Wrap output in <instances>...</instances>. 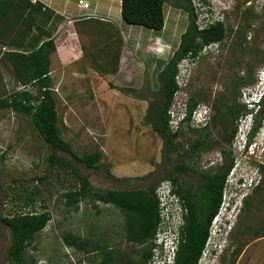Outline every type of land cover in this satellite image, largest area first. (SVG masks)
Masks as SVG:
<instances>
[{
	"label": "rangeland",
	"instance_id": "rangeland-1",
	"mask_svg": "<svg viewBox=\"0 0 264 264\" xmlns=\"http://www.w3.org/2000/svg\"><path fill=\"white\" fill-rule=\"evenodd\" d=\"M218 1L229 7L222 15L227 34L222 42L206 46L195 61L179 63L177 76L182 86L170 108L174 129L175 117L184 111L188 99L201 95L202 99H196V112L189 124L183 123L176 143L181 151L189 150V142L208 131L206 140L210 149L200 150L183 161L178 159V153L165 157L162 139L144 121L148 102L138 94L150 96L153 92L148 88L157 90L156 74L177 47L188 22L186 12L175 0H165V24L160 30L126 23L120 14L118 20L111 19L115 26L121 24L127 36L116 71L103 62L98 45L95 46L94 36L103 35L95 23H82V32L73 28L71 38L66 37L68 29H62L57 39L60 50L54 53L50 67L58 125L77 154L101 150L103 165L88 169L69 153L57 151V154L74 170L86 175L92 187L106 189L144 187L165 166L177 162L192 165L197 172L211 171L223 161L221 150L230 151L234 165L225 181L222 204L211 223L210 236L198 264H264V236L256 238L251 233L264 222V128L251 135L250 149L243 150L241 136L250 116L238 119L231 145L220 139L221 132L229 129L222 117L211 123L218 100H229L232 81L245 75L246 64L252 57L254 81L236 90L240 102L250 104L247 96L264 75V63L260 61L264 57V0ZM5 2L2 0L0 4ZM195 6L200 25L207 17L212 19L204 5ZM70 9L71 15L79 13L75 5ZM246 22L250 24L248 27ZM25 27L26 23L21 30ZM84 29L92 36L83 34ZM237 34L245 35L242 45L236 42ZM129 86L138 91L129 95L125 89H117ZM18 88L6 58L0 55V96ZM203 110L210 114L205 127L197 123L198 112ZM50 151L26 114L0 109V264L6 262L10 242L9 229L1 218L14 212L38 210L42 200L51 212V219L27 247L25 264H95L90 260L95 255L92 250L85 253L64 242L62 235L66 232L90 240V246L94 242L110 245L116 251L114 264H125L138 247L124 240L122 212L104 203L97 204V212L88 200L80 202L78 211H68L62 194L76 186L75 176L71 169L48 167L46 157ZM251 155L256 161L249 158ZM128 177L136 179L127 180ZM183 178L187 184H195L198 174L187 170ZM246 197L249 205L243 204ZM174 207L178 209L177 205ZM235 247L238 250L233 252Z\"/></svg>",
	"mask_w": 264,
	"mask_h": 264
},
{
	"label": "trees",
	"instance_id": "trees-1",
	"mask_svg": "<svg viewBox=\"0 0 264 264\" xmlns=\"http://www.w3.org/2000/svg\"><path fill=\"white\" fill-rule=\"evenodd\" d=\"M35 1L31 0V2ZM175 1L186 12L187 25L180 35L177 47L156 74L157 90L148 88L149 91L153 92L152 95L138 94V96L148 102L144 121L162 139L164 156L170 157L172 154L178 153V159L183 161L185 157L192 158L197 155L200 150L210 149L211 144L206 140L209 135L208 131L189 142V150L181 151V146L178 142L176 143V139L181 134L183 123L189 124L191 115L197 107L198 100L196 101V99H202L201 95L189 98L184 105L183 120L175 125L174 129L171 128L169 110L175 93L180 89L176 81L179 72L178 65L182 60L195 61L206 46L222 42L228 29L224 21H206L200 25L198 23V9L193 5L192 0ZM13 2L14 0H6L4 4H0V25H2L0 27V55L6 58L19 88L7 95L0 96V109L9 108L15 112L26 114L30 118L40 138L51 149L46 157L48 167L71 169L75 176L76 186L62 194L68 211H78L80 202L83 200H88L97 212H99L98 203L118 208L124 218V240L138 247L134 256L128 259V264H150L151 261L155 260L156 243L154 237L159 228L165 230L173 228L178 232L173 264H198L210 236L211 223L222 204L225 181L234 165V158L230 151L221 150L223 161L211 171L197 172L192 165L186 166L177 162L173 166H165L163 172L158 177H153L144 187L106 189L92 187L86 175L74 170L65 158L57 154V151L69 153L77 162L88 169H98L103 165L101 150L94 149L88 153L77 154L71 142L62 136L58 125L60 118L50 76L51 55L56 51L58 35L52 37L50 32L44 31L46 38L37 47L28 51L14 49L13 44L10 43L8 49L2 46L7 41H13L14 28L19 21L25 20L23 14L30 5V0H19V10H17L15 7H10ZM164 5L165 0H120V15L126 23L160 30L165 24ZM9 7L13 11L7 14ZM41 7L42 5H40ZM46 9L50 10L49 8ZM5 15V20H3ZM249 25L246 22L245 26L248 27ZM94 26L103 34L100 37L94 36L97 42L95 46L98 45L100 51L99 55L105 64L111 65L112 70L116 71L120 62L122 47L126 42L120 33L118 36H109L106 28L97 24ZM244 39L245 35L237 34V44L242 45ZM252 59L253 57L246 64L245 75L232 81L229 100L226 102L221 99L218 100L216 111L211 119V123H213L222 117L223 122L229 126L228 130L224 129L220 134V139L228 145L233 142L238 119L249 111L246 104L238 100L239 94H236V90L241 85L251 84L254 81V78L251 77L252 70L250 68V65L255 62ZM260 61L264 63V57ZM117 89H125L129 95L138 91L130 86L127 88L117 87ZM263 122L264 94L259 102L251 135L257 132ZM261 165L260 167H262ZM106 170L108 171V168ZM187 170L198 174V180L195 184H187L184 180L183 176ZM148 176L151 177L152 174L150 173ZM126 179H136V177ZM161 181H167L173 185L172 192L178 196L182 208L180 211L165 202L163 205L166 207V218L161 215L160 207L162 205L157 193V187ZM243 204H250L249 197L244 199ZM176 212H181L180 217L175 215ZM175 217L176 219H174ZM50 219L51 212L43 200L38 210L19 211L3 216L1 221L10 232L5 264H25L27 247L31 246L36 234L45 228ZM251 233L256 238L264 236V222L261 226L253 228ZM62 238L68 246L85 253L91 250L95 252L94 257L92 256L90 260L96 264H114L116 251L110 245L94 242L90 246V240L72 232L64 233ZM237 250L235 247L233 252ZM66 264L75 263L67 262Z\"/></svg>",
	"mask_w": 264,
	"mask_h": 264
},
{
	"label": "crops",
	"instance_id": "crops-1",
	"mask_svg": "<svg viewBox=\"0 0 264 264\" xmlns=\"http://www.w3.org/2000/svg\"><path fill=\"white\" fill-rule=\"evenodd\" d=\"M78 1L79 0H76V3H73V0H36L35 2H31L30 0V5L23 14L25 20L19 21L14 28L12 33L13 41H7V43L2 44V46L8 49L10 43L13 44L14 49L28 51L33 47H37L46 38L44 31L50 32L52 37H56L60 35L63 31L62 29L65 27V29H68L66 37L71 38L72 31L74 29L81 30V24L84 23L86 25L87 21L95 22V25L97 24L102 28H106L109 32L108 34H110L109 36H118L120 33L122 39L126 42V35L122 31L121 24L116 26L120 28L122 33L117 29L115 24H112L113 21L111 20L119 19L117 14H120V0H87L89 3V8L87 9H82L78 5ZM20 3L22 4V2ZM18 4L19 0H14L10 7H15L19 10ZM40 5H42L41 8ZM71 5H75L79 11L75 16L70 14ZM10 7L7 14L13 11ZM45 8H49L53 12L47 9L45 10ZM5 17L6 15L3 17V20H5ZM24 23H26L25 30H21ZM1 26L2 25H0V27ZM86 33L88 32L84 29L83 34ZM89 34L90 33H88V35ZM56 46V51H59V45L57 44ZM53 55L54 54L51 55V61Z\"/></svg>",
	"mask_w": 264,
	"mask_h": 264
},
{
	"label": "clouds",
	"instance_id": "clouds-1",
	"mask_svg": "<svg viewBox=\"0 0 264 264\" xmlns=\"http://www.w3.org/2000/svg\"><path fill=\"white\" fill-rule=\"evenodd\" d=\"M215 1H216V3H214ZM192 3H193V5L194 4L195 5L196 4H198V5L202 4V5H204L205 9H208V10H206V12L209 13V16L212 18L210 20L209 17H207L206 21H209V22L223 21L222 15L229 8L227 5L222 4V2H220L218 0H196V1L193 0ZM214 6H215V8H213ZM82 9H85V8H82ZM202 13H203V9H202ZM262 71H264V69ZM176 81H177L179 87H181L182 84L178 80V76H176ZM263 94H264V75H262L260 77V80L253 86V89L251 90V92L247 96V100L250 99L251 102H250V104L246 103V106L249 109V111L243 116L248 115V116H250V119L248 120V123L245 126L246 128H244L243 134L241 136V139H242L241 143L243 146V150L250 149L251 143L249 142V139L251 137V132L254 128V118H255L256 113L258 112L259 102H260V99L262 98ZM195 112L196 111H194V113ZM169 113H170V110H169ZM183 117H184V111L183 112L179 111L175 117L174 124L178 125L183 120ZM170 120H171V118H170ZM208 120H210V114L206 110H203L202 112L201 111L198 112L197 123L200 126H205L208 123ZM170 123L172 125V120L170 121ZM262 128H264V126L261 125V127L259 129H262ZM249 158H252V161H256L253 155H251ZM258 166L260 167V164ZM257 169L258 168H256V170ZM239 181H241V180H239ZM172 186L173 185H171L170 182L161 181L160 185L157 187V193L159 196H161V195L163 196L164 203L166 202V203H168V205L171 204V205H173V207H174V205H177L178 209L181 211L182 208L179 204L178 196L174 192H172V189H173ZM164 207L165 206L162 205V207H160V208L164 209ZM175 215L177 217H180L181 212H176ZM214 218H213V221H214ZM174 219H176V217ZM154 240L156 243L155 259L157 261H159L160 264H173V257L175 254V250H176V246H177V240H178V232L175 229L173 230V228H168V230L159 228V231L155 235ZM38 264H40V263H38Z\"/></svg>",
	"mask_w": 264,
	"mask_h": 264
},
{
	"label": "built area",
	"instance_id": "built-area-1",
	"mask_svg": "<svg viewBox=\"0 0 264 264\" xmlns=\"http://www.w3.org/2000/svg\"><path fill=\"white\" fill-rule=\"evenodd\" d=\"M35 1V0H32ZM78 5L81 6L82 8H87L88 7V2L86 0H79L78 1ZM159 199L161 201V205L164 204V199L163 196H159ZM161 215L163 218L167 217V213H166V207H164V209H161ZM150 264H160L159 261H157L156 259L151 261Z\"/></svg>",
	"mask_w": 264,
	"mask_h": 264
},
{
	"label": "flooded vegetation",
	"instance_id": "flooded-vegetation-1",
	"mask_svg": "<svg viewBox=\"0 0 264 264\" xmlns=\"http://www.w3.org/2000/svg\"><path fill=\"white\" fill-rule=\"evenodd\" d=\"M84 252V251H83ZM95 253V252H94ZM94 262V261H93ZM96 264V263H95ZM125 264H128V259L126 260Z\"/></svg>",
	"mask_w": 264,
	"mask_h": 264
}]
</instances>
